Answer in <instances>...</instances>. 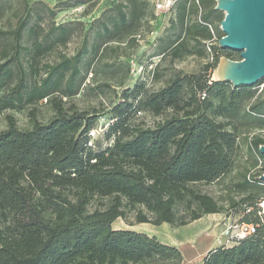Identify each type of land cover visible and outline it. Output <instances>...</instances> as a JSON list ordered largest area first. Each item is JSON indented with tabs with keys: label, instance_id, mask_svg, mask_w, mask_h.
I'll list each match as a JSON object with an SVG mask.
<instances>
[{
	"label": "trees",
	"instance_id": "1",
	"mask_svg": "<svg viewBox=\"0 0 264 264\" xmlns=\"http://www.w3.org/2000/svg\"><path fill=\"white\" fill-rule=\"evenodd\" d=\"M17 6L0 0V18L8 12L14 17L0 24V114L28 108L30 126L19 127L7 113L0 130V264H168L180 259L178 247L113 223L131 214L130 225L182 226L228 207L240 215L238 222L253 223L255 232L215 246L200 264H264L261 173L243 174L235 186L245 195L228 197V206L196 187L234 170L241 125L264 130V97L254 90L262 80L233 87L210 79L221 56L240 59L239 54L216 46L213 61L198 73L178 72L156 90L144 82L125 88L98 136L111 140L103 146L90 137L98 111L79 109L72 101L85 79L84 57L103 53L112 42L131 44L143 19L153 35L169 23L161 29L151 0H116L99 18L91 46L85 30L73 54L60 50L43 62L67 45L72 31L62 23L44 26L32 0ZM215 6L216 0H177L170 11L176 7L181 32L154 55L182 58L194 53L191 40L193 46L208 43L215 36L211 16L220 12ZM193 13L198 19L187 23ZM207 47L196 53L205 57ZM37 105H47L52 114L40 119ZM139 113L160 119L147 125ZM244 137L246 148L264 157L258 151L261 134ZM99 198L106 202L89 209Z\"/></svg>",
	"mask_w": 264,
	"mask_h": 264
},
{
	"label": "rangeland",
	"instance_id": "2",
	"mask_svg": "<svg viewBox=\"0 0 264 264\" xmlns=\"http://www.w3.org/2000/svg\"><path fill=\"white\" fill-rule=\"evenodd\" d=\"M19 3L20 0H11ZM116 0H32L34 8H38L42 24L51 26L55 24H65L72 31L70 40L65 47L56 48L53 52L46 54L42 61L51 62L57 55L58 51L66 54H73L78 48L85 30L88 32L89 46L95 41L96 32L100 27L99 20L103 18L106 10ZM18 9L20 6H17ZM175 10L162 13L156 17L158 25L161 29L169 23L161 33V30L153 35L151 34L152 25L146 19L142 20V28L139 36L131 44H120L116 42L110 43L111 47L103 53L93 55L89 53L82 62V74L85 76L84 82L77 95L72 101L79 109L97 110L98 119L94 129L90 132L91 140H100L103 146L108 145L111 140H104L98 137L100 133L107 127L106 118L109 117L108 110L111 105L121 97V93L125 88H133L136 83L144 82L145 87L149 90H156L164 86L175 74L198 73L208 62V54L201 57L196 53L203 45L213 47L218 46V39L223 34L220 29V17L224 16L222 11L216 12L211 16V22L214 27L215 36L208 43L193 46L194 41L189 42V46L194 53L186 55L182 58H172L168 52L165 55H154L167 47L170 42L175 40L180 34V25L175 21ZM8 12L0 18V24L6 22V17L14 20ZM100 18V19H99ZM198 19V15L193 13L188 19L190 23ZM155 23V22H154ZM91 24L89 27L88 25ZM83 28V29H82ZM221 30V29H220ZM160 36V37H159ZM231 51V50H230ZM206 52L208 50L206 49ZM233 53L235 51H232ZM136 57V58H134ZM231 59L239 60L236 54L231 55ZM215 69V68H214ZM210 79L214 78V70L210 73ZM264 83V78L262 82ZM254 87L256 95L264 97V85L260 90V84ZM250 100L243 103V109H246ZM26 108L24 111H6L0 114V130L6 126L5 115L12 114L16 123L21 128L30 126ZM52 114L47 105H37V116L45 120ZM147 125H153L160 117H154L151 114L139 113ZM101 117V118H100ZM217 120H221L217 118ZM101 127V128H100ZM239 141L242 143L241 151L236 157V166L234 170L213 183H199L196 187L203 193H207L215 199L228 206V197L236 200L245 195L244 192L238 190L235 184L242 179L243 174H247L250 170L254 172H264V157L255 155L250 152L244 141L247 136L260 133L264 138V130L253 128L248 129L245 125L240 126ZM264 156V155H263ZM100 202H106L105 199H96L90 204L89 209L98 206ZM263 202V201H262ZM262 202H259L261 207ZM261 214L263 210L261 207ZM264 216V214H263ZM240 215H234L233 210L228 207L224 212L210 215H204L198 221H191L186 225L173 226L170 224L153 225L151 223H134L129 224L133 216L129 214L126 219H117L114 227H129L134 230L146 232L149 235L156 236L159 240L174 244L180 250V259L169 261L168 264H199L206 249L212 244L218 245L217 240L223 237L222 233L234 221H237ZM207 239L206 243L205 240Z\"/></svg>",
	"mask_w": 264,
	"mask_h": 264
},
{
	"label": "water",
	"instance_id": "3",
	"mask_svg": "<svg viewBox=\"0 0 264 264\" xmlns=\"http://www.w3.org/2000/svg\"><path fill=\"white\" fill-rule=\"evenodd\" d=\"M215 8L224 13L218 46L237 52L240 59L221 56L213 80L233 87L255 85L264 78V0H216ZM258 151L264 155V144ZM260 177L264 181V174ZM261 207L264 214V201Z\"/></svg>",
	"mask_w": 264,
	"mask_h": 264
},
{
	"label": "built area",
	"instance_id": "4",
	"mask_svg": "<svg viewBox=\"0 0 264 264\" xmlns=\"http://www.w3.org/2000/svg\"><path fill=\"white\" fill-rule=\"evenodd\" d=\"M151 1H152L153 10H154L155 15H160L162 13L169 12L171 8L177 2V0H151ZM193 1L198 4L199 0H193ZM208 26L210 30L212 31V26L210 24ZM207 50H208V61L212 62L213 55L211 53V49L207 47ZM263 85L264 83L260 84V90H262ZM105 123L107 122L105 121ZM262 174H264V172ZM260 176L259 178L261 179ZM255 229L256 227L253 223L234 221L222 233L223 237L217 240L218 245H226V246L232 245L236 243L238 240L252 235L255 232Z\"/></svg>",
	"mask_w": 264,
	"mask_h": 264
},
{
	"label": "crops",
	"instance_id": "5",
	"mask_svg": "<svg viewBox=\"0 0 264 264\" xmlns=\"http://www.w3.org/2000/svg\"><path fill=\"white\" fill-rule=\"evenodd\" d=\"M212 214H215V213H212ZM205 215H210V214H205ZM203 216H204V215H203ZM203 216L200 217V218H198V219H196V220H193V221H198V220L202 219ZM162 224H163V223H162ZM166 224H167V223H166ZM185 225H186V224H185ZM115 228H129V227H115ZM206 241H207V239L205 240L204 243H206ZM162 242H163V241H162ZM207 242H208V241H207ZM164 243H167V242H164ZM167 244H170V243H167ZM170 245H174V244H170ZM215 246H216L215 244H212L208 249H206V251H205L204 255L202 256V258L206 255V253H207L210 249H213ZM202 258H201V259H202ZM199 264H200V262H199Z\"/></svg>",
	"mask_w": 264,
	"mask_h": 264
}]
</instances>
